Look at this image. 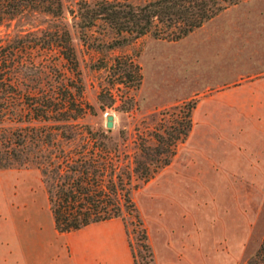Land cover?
Segmentation results:
<instances>
[{
    "label": "rangeland",
    "instance_id": "obj_1",
    "mask_svg": "<svg viewBox=\"0 0 264 264\" xmlns=\"http://www.w3.org/2000/svg\"><path fill=\"white\" fill-rule=\"evenodd\" d=\"M81 1L61 0L60 15L28 10L8 17L0 23V37L63 23L78 58L80 98L92 105L82 120L110 129L115 137L125 132L130 152L135 150V132L157 125L161 110L186 100L196 103L191 129L170 163L130 192L147 239L132 229L129 215L101 221L106 225L99 229H115L134 264L264 260V156L258 155L264 153V0L230 5L175 41L147 32L113 48L106 42L116 36L114 30L101 20L85 26L78 10ZM123 53L134 56L141 68L140 83L127 96L123 84L109 83L113 57ZM107 113L113 115L111 127L106 126ZM238 148L242 153L237 161L226 157L225 150ZM8 180L20 194L13 210ZM0 181L5 184L6 225L16 208L21 221L52 222L34 165L0 168Z\"/></svg>",
    "mask_w": 264,
    "mask_h": 264
},
{
    "label": "trees",
    "instance_id": "obj_2",
    "mask_svg": "<svg viewBox=\"0 0 264 264\" xmlns=\"http://www.w3.org/2000/svg\"><path fill=\"white\" fill-rule=\"evenodd\" d=\"M240 1L83 0L78 10L85 26L101 20L114 30L116 36L106 42L113 48L147 32L178 40ZM28 10L60 15L62 3L0 0V23ZM110 67L112 87L123 84L126 96L138 87L141 68L134 56L117 54ZM80 85L78 58L63 23L0 37V168L34 165L39 170L58 231L129 215L132 229L138 228L147 239L130 192L170 163L191 129L196 103L186 100L161 110L157 125L135 132V150L130 152L125 132L115 137L110 129L82 120L92 105L81 100ZM151 254L149 250L150 259Z\"/></svg>",
    "mask_w": 264,
    "mask_h": 264
},
{
    "label": "crops",
    "instance_id": "obj_3",
    "mask_svg": "<svg viewBox=\"0 0 264 264\" xmlns=\"http://www.w3.org/2000/svg\"><path fill=\"white\" fill-rule=\"evenodd\" d=\"M260 84L264 85V76ZM248 152L252 153L250 150ZM224 153L226 157L231 155L235 162L242 152L238 148L225 150ZM258 155L264 156V153ZM2 183H0V264H134L128 244L123 238L118 241L115 229H99L106 225L101 221L75 230L58 231L50 208L51 223L21 221L20 212L16 208V211L7 216L10 222L6 225L3 212L5 184L8 187V198H12L16 203L13 205L9 200L10 209H15L19 204L20 194L12 189L11 181Z\"/></svg>",
    "mask_w": 264,
    "mask_h": 264
},
{
    "label": "water",
    "instance_id": "obj_4",
    "mask_svg": "<svg viewBox=\"0 0 264 264\" xmlns=\"http://www.w3.org/2000/svg\"><path fill=\"white\" fill-rule=\"evenodd\" d=\"M113 125V115L111 113H107L106 115V126L111 127Z\"/></svg>",
    "mask_w": 264,
    "mask_h": 264
}]
</instances>
